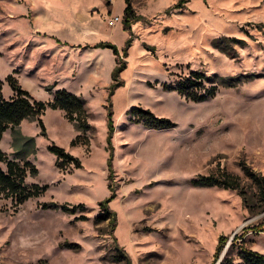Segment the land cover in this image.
<instances>
[{
	"label": "rangeland",
	"instance_id": "rangeland-1",
	"mask_svg": "<svg viewBox=\"0 0 264 264\" xmlns=\"http://www.w3.org/2000/svg\"><path fill=\"white\" fill-rule=\"evenodd\" d=\"M131 2L140 19L130 31L109 25L115 16L123 25L125 0H0L4 98L15 94L11 74L38 101L65 89L91 124L89 146L72 145L81 129L60 110H47L46 129L21 124L31 142L5 133L0 151L32 161L39 172L27 183L49 188L18 211L0 202V264H214L229 237L219 263L240 246L264 255V203L241 169L264 175V0ZM101 42L121 53L130 42L116 78L117 55ZM192 71L220 87L215 98L166 88ZM136 108L175 126L136 123ZM51 146L82 167L60 170ZM223 171L241 178L245 204L238 191L195 184Z\"/></svg>",
	"mask_w": 264,
	"mask_h": 264
},
{
	"label": "trees",
	"instance_id": "trees-1",
	"mask_svg": "<svg viewBox=\"0 0 264 264\" xmlns=\"http://www.w3.org/2000/svg\"><path fill=\"white\" fill-rule=\"evenodd\" d=\"M125 2L127 6L124 11L123 28L131 31L133 24L138 22L140 17L137 16V13L134 11L131 0H125ZM129 45L130 42L127 43L121 53L116 46H112L105 42L97 44V47H109L114 49L117 55V62L119 63L114 72L115 78L117 77L116 72H120L122 69L126 68L125 58L128 55ZM211 80L212 78L208 77L203 72L192 71L189 76L180 78L176 81L174 87L171 88L170 86H166V88L176 91L181 97L187 99V101L201 103L215 98L219 92L220 87L217 84H211L207 87V83H212ZM6 82L10 85L15 94L10 99H5L2 93L4 82L0 80V141L3 139L5 133L11 130L13 131L14 139L31 142L29 138L19 134L18 128L25 120H33L36 121L41 128L46 129L42 117L47 110L52 109L53 111L60 110L64 112L65 118L69 122L75 123L76 126L81 129L82 133L75 138L72 145L77 146L82 144L89 146L90 140L86 136V133L91 129V124L88 120L86 105L80 97L65 89H61L53 93L54 95L51 100L47 102L38 101L31 96L32 94L22 88L19 80L14 74L8 75ZM133 114V121L136 123H143L145 126L152 129H171L175 126L169 119L156 117L148 110H137L136 108L133 110ZM51 150L57 155L56 165L60 170L66 171L68 168L72 167V165L74 168L82 167L81 160L65 149L58 146H51ZM241 169L245 177L251 179L255 185L258 186L261 202L264 203V175L256 173L244 162L241 163ZM38 172L36 165L32 161L26 160L20 153L17 158L11 159L5 152L0 151V202L10 201L14 211H18V209L29 200L40 198L45 195L49 188L48 185L27 183L28 177L37 175ZM195 184L198 186H216L223 189L238 191L243 197L244 204L247 201L242 189L241 178L233 176L225 171L207 177H201L199 180L195 181ZM41 207L43 209L58 208L55 204L47 203L41 204ZM60 208L66 212L71 210L69 206H62ZM77 209H84V207L81 204L74 207V210ZM0 210L3 211L4 209L0 206ZM101 218L105 221L110 220L113 226L110 213ZM229 240L230 237L220 240L214 264L219 263L221 254ZM237 243L238 236L235 235L231 241L230 248L235 247ZM64 246L71 247L69 244ZM239 249L238 258L235 259L227 253L219 264H264L263 254L246 249L243 246H240ZM122 260V257H116V262H121ZM126 261L127 264H129L128 260Z\"/></svg>",
	"mask_w": 264,
	"mask_h": 264
},
{
	"label": "built area",
	"instance_id": "built-area-1",
	"mask_svg": "<svg viewBox=\"0 0 264 264\" xmlns=\"http://www.w3.org/2000/svg\"><path fill=\"white\" fill-rule=\"evenodd\" d=\"M122 21V18L120 16L112 17L109 21V25L111 27H115L118 23Z\"/></svg>",
	"mask_w": 264,
	"mask_h": 264
},
{
	"label": "crops",
	"instance_id": "crops-1",
	"mask_svg": "<svg viewBox=\"0 0 264 264\" xmlns=\"http://www.w3.org/2000/svg\"><path fill=\"white\" fill-rule=\"evenodd\" d=\"M121 22H122V21H121ZM121 22H120V23H121ZM120 23H118V24H119V27H120V29L123 30V29H124V28H123V25H120ZM118 24H117V25H118ZM106 28H107V27H106ZM109 28H111V27H109ZM112 28H113V27H112ZM122 30H121V31H122ZM69 44H70V41H67L65 44H62L61 46H68ZM97 44H98V43H97ZM48 51H49V49H48ZM67 51H68V50H67ZM70 57L73 58V56H70ZM66 58H68V57H66ZM69 59H70V58H69ZM69 62H70V61H69Z\"/></svg>",
	"mask_w": 264,
	"mask_h": 264
}]
</instances>
